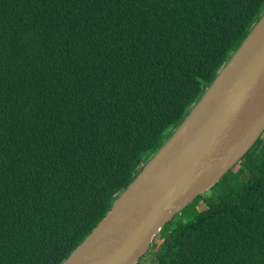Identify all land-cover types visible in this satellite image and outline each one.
Listing matches in <instances>:
<instances>
[{"label": "trees", "instance_id": "obj_1", "mask_svg": "<svg viewBox=\"0 0 264 264\" xmlns=\"http://www.w3.org/2000/svg\"><path fill=\"white\" fill-rule=\"evenodd\" d=\"M263 14L264 0H0V264H62ZM260 142L209 189L226 192L165 224L156 264H264Z\"/></svg>", "mask_w": 264, "mask_h": 264}, {"label": "water", "instance_id": "obj_2", "mask_svg": "<svg viewBox=\"0 0 264 264\" xmlns=\"http://www.w3.org/2000/svg\"><path fill=\"white\" fill-rule=\"evenodd\" d=\"M264 132V14L174 133L62 264H137Z\"/></svg>", "mask_w": 264, "mask_h": 264}, {"label": "rangeland", "instance_id": "obj_3", "mask_svg": "<svg viewBox=\"0 0 264 264\" xmlns=\"http://www.w3.org/2000/svg\"><path fill=\"white\" fill-rule=\"evenodd\" d=\"M261 142L253 149V161L254 163L258 161L259 154H262L264 151V134L260 136ZM255 152V153H254ZM248 169H245L247 171ZM233 173H229L227 176L230 180V187H236L241 184L242 180H245L247 172H244L241 176H232ZM228 188L227 184L221 183L220 188L218 190H208L205 194H203L204 197H213L216 196L217 192L220 194L221 192H226ZM204 208L203 204H199L196 207V210L192 209V207H189L187 209L181 210L182 212L178 213L173 217V219L167 223L166 228H173L174 226H177L181 223H187L189 221H192L195 217V211H201ZM157 251L154 249L148 250V252L138 261L137 264H156L157 263Z\"/></svg>", "mask_w": 264, "mask_h": 264}]
</instances>
